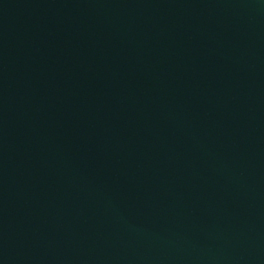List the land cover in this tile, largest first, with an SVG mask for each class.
<instances>
[{
	"label": "water",
	"instance_id": "1",
	"mask_svg": "<svg viewBox=\"0 0 264 264\" xmlns=\"http://www.w3.org/2000/svg\"><path fill=\"white\" fill-rule=\"evenodd\" d=\"M0 264H264V0H0Z\"/></svg>",
	"mask_w": 264,
	"mask_h": 264
}]
</instances>
